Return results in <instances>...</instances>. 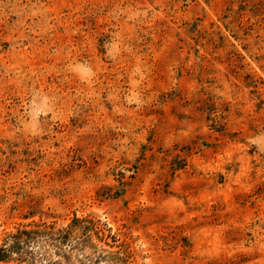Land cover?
I'll use <instances>...</instances> for the list:
<instances>
[{
  "label": "rangeland",
  "instance_id": "374dc122",
  "mask_svg": "<svg viewBox=\"0 0 264 264\" xmlns=\"http://www.w3.org/2000/svg\"><path fill=\"white\" fill-rule=\"evenodd\" d=\"M4 245L264 264V0H0Z\"/></svg>",
  "mask_w": 264,
  "mask_h": 264
},
{
  "label": "trees",
  "instance_id": "16d2710c",
  "mask_svg": "<svg viewBox=\"0 0 264 264\" xmlns=\"http://www.w3.org/2000/svg\"><path fill=\"white\" fill-rule=\"evenodd\" d=\"M20 234H22V232ZM24 235H25V233H24ZM20 244H21V242L15 238L11 242V245H9V248L10 249H20L21 248V247H19ZM9 252H10V250L7 249L6 245H4L2 248H0V262H4L7 259Z\"/></svg>",
  "mask_w": 264,
  "mask_h": 264
}]
</instances>
